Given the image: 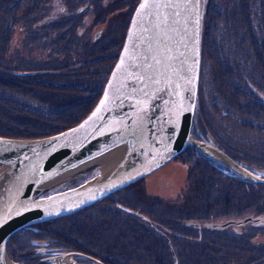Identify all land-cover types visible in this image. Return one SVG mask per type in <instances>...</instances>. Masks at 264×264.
<instances>
[{"label":"rangeland","instance_id":"rangeland-1","mask_svg":"<svg viewBox=\"0 0 264 264\" xmlns=\"http://www.w3.org/2000/svg\"><path fill=\"white\" fill-rule=\"evenodd\" d=\"M128 1L129 0L106 1V7L109 10L103 11L100 7L98 11V21L100 22L81 29V39L86 41L84 43L79 39L80 48L74 40L70 41L68 37L63 35H60L61 41L58 44L55 40L46 42V40L42 39L44 36H39L43 30L37 29V27H39L38 24L33 26L34 33L32 36L26 35L25 30L27 28L20 24L25 22L24 18L26 16L23 12L25 8L17 7L15 21L18 22H14V28L13 25L11 26V33L7 36V40L4 44V57H10L13 53V55L18 58V63H23L24 58H30L32 66L35 67L37 64L42 63L48 46L50 47L54 44L61 48L62 42L66 43V41L69 40L68 44L74 42L76 46L74 52L76 57H78V68H63L62 72L50 74V77L44 79H37L33 81V84L29 79H22L25 77V74L16 77V75L20 73L15 72V79L12 80V86H9V90L12 93L8 92V94L13 95L14 97L12 98L14 100L23 103V106L30 110L19 111L5 104L1 106L0 129L14 133V136H0V138L22 140L17 138L15 131H29L33 129L34 126H36V120L39 121L37 116H43L47 119L52 118V116H49L51 111L48 112L44 108L42 110L39 105H37V107L36 105H29L26 103V100L29 98L36 99V97L38 98L41 94L52 99L58 98L61 102L66 100L72 101L74 104L81 102L82 106L78 105L77 108L68 107L66 109L63 119L66 122H71V124L68 125L65 130L73 128L83 121L96 103L105 84L110 71H107L110 68L109 64H112L111 50H113V52H116L118 48L120 50L123 43L127 27V25L126 27L121 26L123 21H126L123 6H126V3H129ZM224 2L225 0L207 1L208 12L206 26L208 23V30H206V36L204 35L203 38V53L197 82V101L193 111L191 132L195 128L205 130V132H201V135L204 133L207 134V132L213 135L214 132V134L216 133V137H212L222 145H226L223 141L226 139L220 138L221 134L219 132L222 131L219 128L231 133L234 137H230L233 144L231 147L238 148L241 152L240 154H247V161L251 164L249 167L258 169V174H264V168H262L264 167V103L260 102V99L257 100V103L250 99L249 101L247 99L248 97L243 99L241 96L237 95L234 91V83L231 87L228 86L230 84V76H226L225 71L220 70L222 68L221 65L223 64L224 66L222 57H229L228 55L230 54V57L236 56L237 51H239L243 56V61L250 64L251 67L253 66L252 73L255 78H259V86L264 88V82L261 80L263 78L261 72H264V41L256 43L258 45L256 46L258 50L253 60L249 59L247 56L249 52L245 51L252 47L253 40L259 35L257 33V26H259L258 21L261 22L263 30L261 35L264 38V19H260L262 15L264 18V9L260 5V2L258 4L254 2L253 6L250 7V0H227L226 3ZM23 5L24 3L22 6ZM245 5H247L246 11L248 13L251 12L255 14V18H251V22L248 23L249 26L244 24L246 29H251L250 35L247 30L242 29L243 20L246 21V14L243 9ZM102 7L105 9L104 6ZM10 10H12L11 6ZM14 12L15 11L12 10V13ZM104 13L105 15L107 14L105 22L102 21ZM22 14H24L23 18ZM13 15L10 16V20H13ZM88 18L92 19L91 15H89ZM221 21L224 22V28L221 26L223 23L219 24ZM126 23L128 24V21ZM219 28H223L224 31L219 32ZM99 29L101 30V36L98 41L92 42L90 39H92L93 33ZM220 33H226L223 43L224 47H226V51L224 47L219 49ZM121 35L122 41L116 43ZM25 39H29L28 46H24L23 44ZM227 41L230 42L232 48L228 47ZM83 45L86 46V50L83 49ZM227 49L230 50V53ZM65 50L68 51L62 55V59L66 58V56L71 58V56H69L70 49H68V45H66ZM260 53L263 55H261V58H258L257 55ZM53 55L54 54L51 53V56ZM84 56L86 58L85 62L82 61ZM101 64H104L103 67H101ZM209 73L211 77L213 73H217L221 83L219 81V85L211 84ZM216 81H214V83ZM51 83L56 84V87L50 85ZM0 84L4 86L8 85L2 82H0ZM217 87L221 88L218 89ZM263 88L256 86V89L262 95H264ZM96 93H98V95H96L95 100H93ZM18 96H20V98ZM241 101L248 104L245 108L246 115L241 114L239 107ZM30 103H34V101L31 99ZM223 113L226 114L223 115ZM20 120L32 122L33 126L30 127L22 124L24 121H22V123H17ZM190 152L194 151L191 148H185L184 151L173 158L171 162L165 164L151 175L137 180L129 185L127 189L114 192L105 200L80 209L76 213H73V215L71 214L72 216L68 221L63 219L58 221L57 224H52L50 227L54 229L45 228V225H43V227H39L35 230H23L18 232L12 237L9 243L6 244L5 253L7 259L12 264H44L39 260V252L37 253L36 251L37 248L42 246L44 242H47L69 247L63 248L62 250L64 251H72L71 248L73 247V249H77L78 241H88L86 238L87 230H85V228L91 231V235L95 236L94 240L92 238L90 240L91 246L99 247L100 243L98 241L107 244L109 240H113L119 242V246L127 248L128 251L131 249L137 254L135 248L127 247L129 243L133 241V239H130V236L132 238H134L133 236L137 238L138 235L140 237L141 235L145 236V234L138 231L139 229L136 230V228L132 227L128 228L120 218L110 215L111 211L119 213L117 205H120L130 211L138 212L146 216L151 223L152 221L154 223L158 221V224H160L159 229L166 233L165 238L168 239L166 245L176 246L177 256L181 264H212L213 261H217V264H222V261L229 262L227 264L234 261H240L241 264H253V259L255 261L264 260V212L260 211L258 208H248L245 210L247 201L253 203L252 207L254 208L260 203L259 200L253 198L255 195L258 196V193L255 192V188L249 186L246 190L247 193L244 190L242 191L241 187L236 185L238 183L233 182V180L218 177V173L214 174L205 167L207 166L206 164L209 163H202ZM254 155H257V158L253 157ZM238 157L239 155L237 158ZM85 174L87 175L72 178L69 183L63 186L48 190L46 196L84 184L93 179L95 175L93 171ZM224 176L229 177L230 173ZM192 203H194V205ZM243 208L244 210H242ZM101 211H108L110 214L104 213L102 216H96L97 213ZM244 216H251L252 218L259 217L260 222L257 224L252 223L247 226L245 225V227L240 229L230 228L222 230L221 233L218 234L209 233L211 232L208 230L210 224H222L229 220L234 221V219H241ZM196 221L199 222L202 228L199 233L186 227L187 223H195ZM70 224L71 226H69ZM46 226H49V224ZM58 228L68 233L66 238L71 239L73 237L76 241L60 240L61 238H65L61 234H59V236L57 235L58 238H55V233H52L53 231L50 232V230L55 231ZM206 232H208V234ZM122 235H124V237H121ZM197 235L201 236L202 243L194 245L195 243H191V240L198 239ZM206 235L209 237L208 240H204V238H208ZM223 236L226 237L221 238ZM214 237H219L220 239H217L214 243L210 239ZM151 245L154 244L150 242L148 246L149 249H157L152 253L155 260L156 257H158L163 264H168V256L164 253L165 248L163 245L161 247L159 245ZM198 247L200 248L198 249ZM203 248H205V250H203ZM139 254V256L136 255V257H134L135 259L130 260V262L136 261L139 264H143L145 256L141 253ZM87 257L93 259L96 264H103L98 258H93L91 256ZM147 259H150V257ZM149 262H153L152 258L146 263ZM123 264H125V262H123Z\"/></svg>","mask_w":264,"mask_h":264},{"label":"water","instance_id":"water-1","mask_svg":"<svg viewBox=\"0 0 264 264\" xmlns=\"http://www.w3.org/2000/svg\"><path fill=\"white\" fill-rule=\"evenodd\" d=\"M142 2L144 0H139L133 12L101 94L83 121L42 139L0 138V264H10L5 243L16 231L73 214L99 202L161 168L185 148H193L204 157L221 163L240 181L264 185V179L248 173L212 145L189 136L206 0H192L187 7H153L138 17L137 9ZM177 12L179 16L175 15ZM165 16L167 23L161 24ZM134 20L137 21L135 26ZM122 58L125 64L118 71L117 65ZM106 94L108 101L101 106ZM178 106L187 110L179 115L177 125L173 121ZM101 107L98 116L89 121ZM85 121L89 122L85 124ZM117 148L123 149L124 154L105 176L42 196L52 187L50 183L54 179L76 173L83 165ZM117 209L149 225L138 214L120 206ZM237 224L230 222L218 227ZM72 255L96 264L93 259L78 254L58 255L44 261L78 264L70 259Z\"/></svg>","mask_w":264,"mask_h":264},{"label":"trees","instance_id":"trees-1","mask_svg":"<svg viewBox=\"0 0 264 264\" xmlns=\"http://www.w3.org/2000/svg\"><path fill=\"white\" fill-rule=\"evenodd\" d=\"M258 1L259 0H250V7L253 6L254 2H257V4L260 2L261 3L260 5L264 9V0H260L259 2ZM226 2H227V0H225L224 3H226ZM11 4L12 3L10 0H3L0 4V17H1L0 18V24H1L0 25V35L3 37V39L5 38L6 40H7V36H9L11 33L10 31L12 30L11 29L12 22L14 21V20H10V16L12 15V11L10 10ZM243 9H244L245 14H246L245 18H246L247 22L245 20H243L244 23L242 25V29L247 30L248 34L250 35L251 29L250 28L246 29L245 25L249 26L248 23L251 22V18H255V14H252L251 12L248 13L246 11L247 5L243 6ZM207 12H208V6L206 7L205 15H204L203 35H202V41H201V57H202V53H203V49H202L203 38H204V35L206 36V30H208V23L206 26ZM261 15H262V13H261ZM261 17H262V18H260L261 20L264 19L263 15ZM12 19H13V17H12ZM220 23L221 24L223 23L221 26L224 28V22L221 21V22H219V24ZM258 23H259V26H257V28H258L257 33L259 35L256 36V38H255V40H253V42L251 41L252 47L245 50L246 52H249V55H247V56L249 57L250 60L254 59V56L258 50L256 47L258 45L256 43H260V42L264 41V38L261 35V33L263 32L262 25H261L260 21H258ZM223 28H219V32L224 31ZM42 30H43V32H41L39 34V36H44V37H42V39L46 40V42L50 41V40H55V42L57 44L61 41L60 34L67 33V32L71 31L70 28L67 29V31H66V29L59 28L57 26L44 27ZM220 35L221 36H220V41H219V47H220L219 49H222V47H224L223 43H224V39L226 37V33H220ZM46 36H48V37H46ZM54 36H56V37H54ZM68 38L70 41L74 40L76 42V44L78 45L77 34L75 31H72L70 33V35L68 36ZM28 40L29 39H25V41L23 42L24 46H28ZM5 41H3L2 44H0V82H2L4 84H8V85L4 86V85L0 84V107L5 104V105L12 106V107H14L15 110H19V111L30 110L27 107H24L23 103H19L16 100H14L12 98V97H14L13 95L8 94V92L12 93L9 90V86H12L11 83H12V80L15 79L14 78L15 72L20 73V74H17L16 77L23 76V74H25V77L24 78L21 77V78L31 80V82L33 84V81H35L37 79H44L46 77H50V74H57V73L62 72L63 68H66V67L69 69L78 68V57H76L75 52H74V50L76 48L74 42L71 44H68V41H66V43L62 42L61 48L57 47V45H54V44H52L50 47L48 46L46 48L45 57H44L42 63H39L35 67H33L32 63L30 61V58H24L23 63H18L19 60L15 55H13V53L10 57L5 58L3 55L5 53V51H4ZM66 45H68V49H70L69 56H71V58H68L66 56V58L62 59V55H64V53L68 51V50H65ZM227 45H228V47L232 48V45L228 41H227ZM233 47H234V45H233ZM237 47H238V45H237ZM83 49L86 50L85 45H83ZM224 49L226 51V47H224ZM62 50H64V51H62ZM227 50L230 53V50L229 49H227ZM251 52H254V53H251ZM51 53L54 55L51 56ZM238 53H239V51H237L236 56H232V57H230L231 54L230 55L227 54L229 57H226V58L224 56H223L224 58L221 56L222 61L224 62V66L222 64L221 65L222 68L220 70L225 71L226 76H230V84L228 85L229 87H231L232 84L234 83V85H233V87L235 89L234 91H238L240 93L242 92L244 94H247V96H246V97H248L247 99L253 100L255 102L256 100L259 99L256 96L257 93L261 94L256 89V86L259 88H263V87L259 86L260 85L259 78L258 79L255 78L254 74L252 73L253 66L251 67L250 64L245 63L243 61V56L240 53L239 54ZM261 55H263V54L262 53L258 54L257 55L258 58H261ZM55 56H56V58H55ZM219 60L221 61L220 58H219ZM82 61L83 62L86 61L85 56L83 57ZM261 75L263 77L261 80H263V82H264V72H261ZM209 76H210L211 84L219 85V81L221 83V80L219 79L217 73H213L212 77H211V74L209 73ZM250 78H251V80H250ZM214 81H216V82L214 83ZM52 83L50 85L56 87V84H52ZM83 84H84V82H83ZM18 85H20V84H18ZM16 87H17V85H16ZM77 87H78V81H77ZM219 88H221V87H219ZM253 89L256 92H253L254 91ZM215 90L217 92L216 88H215ZM263 91H264V88H263ZM98 93H99V91H98ZM98 93H96L94 95V98L92 97L93 100H95L96 95H98ZM18 97L20 98V96H18ZM31 99L34 101V103H30ZM26 101H27L26 103L29 105H36V106L39 105L40 108H42V110L44 108L48 112L51 111L52 115H51V113H49V116H52V118L47 119L46 117H43V116H37V118H39V121H37L35 119L36 120V122H35L36 126H34L33 129H30L29 131H15L17 138H20L22 140L44 138V137H48V136L54 135L56 133H59L61 131H64L65 128H67V126L71 124V122L70 123L66 122L63 119L65 112H66V109L68 107L77 108L78 105H81V102L75 103V104H74V102L68 101V100L61 102V100L58 98L57 99L48 98L44 94L43 95L41 94V96H38V98L36 97V99L35 98H29ZM247 105L248 104H246L244 101L240 102L239 107L241 110V114L246 115L245 108ZM224 114H226V113H223V115ZM22 121H24V123H22ZM19 122H21L24 125L30 126V127L33 126L32 122H29L26 120H20L17 123H19ZM219 129L222 131L219 133L221 135H223L226 139H228V142L231 145H233L231 140H230V137L234 138L232 136V134L226 132L224 129H221V128H219ZM220 134H218V135H220ZM0 136L1 137L2 136L3 137L14 136V133L9 132L7 130L0 129ZM215 136H216V133H215ZM192 153L195 154L194 152H192ZM242 155L244 158L248 157L247 154H245V155L242 154ZM200 160L202 161V163H205L202 158H200ZM104 213H108V214L111 213L110 215H114V216L120 218L122 221H124L125 225L128 226V228L132 227V228H136V230L139 229L138 231H141L145 234V236L141 235L140 237L138 235L137 238L135 236H133L134 238H132L130 236V239H133V241L130 242L127 247L135 248L137 254L134 251H132L131 249H130V251H128L127 248L119 246L120 243L115 242L113 240H109L108 243L106 242L107 244L98 241L100 243L99 247L98 246L97 247L91 246L90 240H91V238L94 240L95 236L91 235V231H89L87 228H85V230H87L86 231V238L88 241H86V242L85 241L84 242L78 241V248L73 249L74 248L73 247V248H71L72 251L82 253L84 255H88V256H91L93 258H98L103 264H123V262H125V264H132L133 261L130 262V260L135 259L134 257H136V255L139 256L140 255L139 253H141L145 256L143 264H163L162 261L160 259H158V257H156V260H155V258L152 256V253H154L157 249L156 248L149 249L148 246H149V243L151 242L154 245H159L160 247L163 245V247L165 248L164 253L168 256V264H181L178 256L175 255V254H177V252H175V250H174V248L176 249V246L166 245L168 239L165 238V235H166L165 232L161 233V235H159L157 233H153L148 227H146L142 222L138 221L136 218H133V217L131 218L125 214H122L121 212L118 213V212H112L111 211L109 213L108 211H106V212L101 211L100 213H97L96 216H102V214H104ZM72 215H69V216H66L63 218H59L56 220L40 223V224L33 226V228L38 229L39 227H43V225H45V228L54 229V228L50 227L52 224H57L58 221L63 220V219H66L65 221H68V219ZM191 223H193V222H190V224ZM48 224H49V226H46ZM155 224L158 226V221H155ZM69 226H71V224ZM72 229H75V228H72ZM50 232L55 233V236H56L55 238H58L57 235L59 236V234H61L63 237H65L64 239L61 238L60 240L76 241V239L73 237L71 239L66 238V235H68V233H66V231L61 229V228H58L55 231L50 230ZM189 233H190V231H189ZM121 237H124V235H122ZM184 238H185V235H184ZM208 239L209 238H204V240H208ZM210 239H211V241H213L215 243V241H216L215 239H212V238H210ZM186 243H187V241H186ZM191 243H195L194 245H198L199 243H202V239L200 241H198V239L197 240L192 239ZM154 245H151V246H154ZM61 246L63 248H69V247H65L63 245H61ZM199 248L200 247H198V249ZM203 250H205V248H203ZM148 257H150V259L152 258V260H153L152 263H150V262L146 263L150 260V259H147ZM224 262H227V261H224ZM234 262H240V261H234ZM252 263L253 264H263L264 260H261V261L256 260L255 261L253 259ZM133 264H139V263L135 261V262H133ZM237 264H241V263H237Z\"/></svg>","mask_w":264,"mask_h":264},{"label":"flooded vegetation","instance_id":"flooded-vegetation-1","mask_svg":"<svg viewBox=\"0 0 264 264\" xmlns=\"http://www.w3.org/2000/svg\"><path fill=\"white\" fill-rule=\"evenodd\" d=\"M2 1L3 0H0V4ZM10 1L12 3L11 4L12 10L15 11L14 13H12V15L14 14L12 16L13 20H14L12 22L13 28H14V22L15 23L18 22V21H15L16 9H17V7H22V8H25V10H26V12H25V10H23L26 17L24 18L25 22H22L20 24L23 27L27 28L25 30L26 35H30V36L33 35V33H34V27L33 26H36V24H38V26H39V27H37L38 30L43 29L44 27H53V26H57V27L63 28V29H69L70 28L71 29L70 33L72 31H75L77 34V32H78L77 39H78L79 48H80L79 39H81V29L84 27H87L91 24H96V23L100 22V21H98L99 20L98 11H99L100 7H101V10H103V11L109 10L106 7L107 6L106 1H109V0H10ZM128 2L129 3H126L127 7L125 5L124 6L122 5L124 7L125 17H126L125 18L126 21L125 22L123 21V23L121 25L122 27L123 26L126 27V25H127L126 22L129 20L130 15H131L135 5L137 4L138 0H129ZM23 3H24V5L22 6ZM102 6H104L106 10ZM35 12H37V13H35ZM24 14H22V18L24 16ZM36 15H37V17H36ZM89 15H91L92 19L88 18ZM106 16H107V14L105 15V13H104V18L102 21H104V22L106 21ZM60 35L68 37L70 34H69V32H67V33H62ZM100 36H101V30L99 29L93 33L92 39H90V40L92 42H96V41H98ZM46 37H48V36H46ZM5 40L6 39L5 38L3 39V37L0 35V44H2V42ZM81 40L84 43L86 41L83 39H81ZM121 41H122V35L117 39L116 43H119ZM118 52H119V48L116 49V52H113V50H111L112 64H109L110 68L107 71H109L112 68L114 62L116 61ZM111 53H110V55H111ZM103 65L104 64H101V67H103ZM235 92L237 95L241 96L243 99L247 96V94H244L242 92L241 93L238 91H235ZM253 92H256V91L254 90ZM236 94H235V96L237 97ZM259 95H260V97L258 95H256L257 98L260 99V102L264 103V101H263L264 95H262V94H259ZM255 102H257V100ZM201 132H205V130H201L200 128H195L193 130V137L196 140H199L202 142H206V143L209 142L214 147L218 146L224 152V155H226L229 159L233 160L235 163L240 165L244 170H246L247 172H249L251 174H254V175L256 174L259 177L264 179V174L263 173L258 174L259 173L258 169H253V168L249 167V165H251V164H249V162L247 161V158H244L243 155L240 154L241 152L239 151L238 148H237L238 150L236 149V147L232 148L231 147L232 145L228 142V139H226L224 136L220 135V138L226 139V140H223L226 145H222V144L218 143L216 141V139L213 138L215 136L214 132H213V135H211L210 132H207V134L204 133L203 135H201ZM235 152H236V154L239 155L238 158H237L238 155H236ZM190 153L193 154L192 152H190ZM194 155L197 159L200 160V157H198L196 154H194ZM253 157L257 158V155H254ZM208 162L210 164H213L209 160H208ZM210 164H206L207 166H205V167L208 168L209 170H211L214 174L218 173L219 174L218 177H220V178L227 179V180H233V182L238 183L236 185L240 186L242 191L243 190L246 191L249 186L254 187L255 192L258 193V196L255 195L253 198L256 200H259L260 203L258 205H256V207L254 208V207H252L253 203L247 201L246 206H245L246 207L245 210H247L248 208H252V209L258 208L260 211L264 212V185H257V184H252V183L240 181V180L236 179L235 175L233 173H231L229 171V169L226 168L225 166H221L218 164H213V165H210ZM262 168H264V167H262ZM228 173H230L229 177L224 176ZM246 193H247V191H246ZM193 205H194V203H193ZM242 210H244V208ZM246 213H248V212H246ZM249 213H252V212H249ZM258 218L259 217L252 218L251 216H244L241 219H234V221L229 220V221H226L225 223L235 222L238 224L237 225H228V226L223 227V228L218 227V226L223 225V224H210L208 227V230L211 231V232H209L210 234H218V233H221L222 230H227L230 228L240 229L242 227H245V225L247 226L248 224L259 223L260 218L259 219ZM240 222H243V223H240ZM195 223H191V224L187 223L188 225L186 224V227L188 229H191L192 231H196L199 233L200 230L202 229L201 225L197 221ZM158 226H159V224H158ZM150 229L153 233L156 232L154 228H150ZM156 233L161 235L159 233V231ZM206 233L208 234V232H206ZM16 234L17 233H13L9 237L8 240L10 241L12 239V237ZM224 237H226V236H223L221 238H224ZM197 238H198V241L201 240L200 235H197ZM212 239L217 240L220 238L214 237ZM193 240H197V239H193ZM9 241L7 243H9ZM16 243H18V242H16ZM43 244L44 245H42L36 249L37 253L39 252L38 256L40 257V259H39L40 261L44 257L51 255V253H45L44 248L45 249H55L56 251L63 249L62 246H59L57 244H50L47 242H44ZM174 250L176 252L175 248H174ZM175 255H177V254H175ZM227 263H229V262L222 261V264H227ZM237 263H241V262H230V264H237ZM212 264H217V261H215V262L213 261Z\"/></svg>","mask_w":264,"mask_h":264},{"label":"bare ground","instance_id":"bare-ground-1","mask_svg":"<svg viewBox=\"0 0 264 264\" xmlns=\"http://www.w3.org/2000/svg\"><path fill=\"white\" fill-rule=\"evenodd\" d=\"M196 101H197V93L195 96V104H196ZM194 107H195V105H194ZM214 148L217 151L224 154V152L218 146H216ZM123 154H124V150L117 148L113 151L108 152L105 155V157L99 158L92 163L89 162V163L83 165L82 168L80 170H78L76 173H73L71 175H66V176L64 175V176L58 177V178L54 179L50 184L52 187H55L56 185H64V184L70 182V180L72 178L80 176V175H84L85 173L90 172V171H93V173H95L96 178L103 177L116 165V163L122 158Z\"/></svg>","mask_w":264,"mask_h":264},{"label":"snow or ice","instance_id":"snow-or-ice-1","mask_svg":"<svg viewBox=\"0 0 264 264\" xmlns=\"http://www.w3.org/2000/svg\"><path fill=\"white\" fill-rule=\"evenodd\" d=\"M192 0H179V2H168V3H157L156 0H152V2L150 3L149 0H144V2H142L139 5V8L137 9V16H141L143 13H145V10L150 9V8H175V7H187L189 4H191ZM175 15L179 16V12L175 13ZM167 17H163L161 19V24H166L167 23ZM137 23L136 20L133 21V25L135 26ZM196 23L199 24V20H196ZM160 25H158L159 27ZM145 31H147V29H145ZM130 37H131V33H130ZM128 49H125V52L127 53ZM170 51V50H169ZM156 63L159 64L160 61L156 60ZM125 64V59L122 58L120 64L117 65V70L119 71ZM157 83H159V81H156ZM111 86V85H110ZM108 101V96L106 94L105 96V100L101 101V106H104L106 104V102ZM138 103L140 104H144L146 102L144 101H138ZM102 110L101 108H97L96 112H94L92 114L91 117H89V121L92 120L94 117L98 116V113H100ZM187 109H184L182 106H178L176 112L174 113V123H176L178 125V121H179V115L183 112L186 111ZM89 121H85V124H87ZM81 127H84V125H81ZM73 131H78V129H74Z\"/></svg>","mask_w":264,"mask_h":264}]
</instances>
